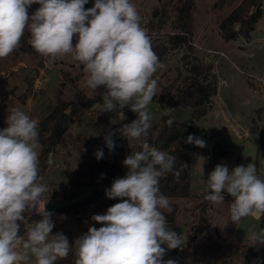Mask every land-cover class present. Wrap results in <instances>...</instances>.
I'll return each instance as SVG.
<instances>
[{
  "label": "clouds",
  "instance_id": "9594fccd",
  "mask_svg": "<svg viewBox=\"0 0 264 264\" xmlns=\"http://www.w3.org/2000/svg\"><path fill=\"white\" fill-rule=\"evenodd\" d=\"M0 0V59L20 45L25 30L28 43L42 57L54 62L71 56L86 76V86L97 94L103 87L102 112L120 113L128 108L137 118L117 131L131 147L146 138L153 116L148 105L157 96V71L163 66L152 48L142 17L132 0ZM38 4L31 15L28 9ZM75 39V44L73 40ZM101 107L99 103L92 109ZM171 127V108H165ZM125 119V117H124ZM0 129V264H57L75 249V264H178L167 259L169 250H183L186 239L169 227L164 211H172L160 191V180L168 173L179 176L177 157L144 141L141 150L131 151L123 160L128 172L113 180L105 190L109 199L121 202L95 214L87 232L70 243L62 233L52 234V213L38 211L41 197L49 191L40 181L39 122L22 109L13 107ZM116 132L109 130L104 143L109 152L117 146ZM197 147L206 142L195 135L184 141ZM104 152L98 149L96 159ZM104 174H101L103 177ZM204 200L224 203V193L233 198L230 219L234 225L244 218L264 219V179L256 165H238L231 170L217 164L203 179ZM49 198V197H48ZM48 201V199H47ZM30 214L40 219L30 221ZM21 225L24 235H21ZM250 246L264 245V229L250 231ZM258 264V262H254Z\"/></svg>",
  "mask_w": 264,
  "mask_h": 264
},
{
  "label": "rangeland",
  "instance_id": "374dc122",
  "mask_svg": "<svg viewBox=\"0 0 264 264\" xmlns=\"http://www.w3.org/2000/svg\"><path fill=\"white\" fill-rule=\"evenodd\" d=\"M163 1L132 0V3L148 24L153 10ZM228 1L230 3V0ZM238 1L233 0L232 2ZM217 2L218 0H197L196 34L193 48L183 46L169 49L163 56L160 61L163 66L155 74L158 81L157 96L153 98V103L148 105V111L153 116L152 127L146 138L132 142L133 146H139L142 142H147L149 138L156 137L161 125L162 113L158 97L163 87L179 77L180 73L182 76L186 75L187 63L192 61L194 56L214 64L218 77V94L213 97V108L202 120L196 122V125L209 129V133L212 134V140L207 144L210 149L216 142H220L223 145L226 144L231 151L226 158L214 161L211 166H206L203 156L194 154L189 166L193 196L189 198L167 197L172 211L169 213L162 210L167 217L169 227L186 239L183 247L184 264H198L194 245L187 246V242L191 225L202 215L207 217L208 223L204 230L206 233L202 232L198 242H206L207 236L210 235L217 238L222 245L231 246L223 248L218 264L242 261L240 247L250 243L247 238L248 233L264 229V219L256 220L251 217L244 218L240 224L234 225L230 219L229 207L233 198L226 192L224 203L213 205L204 200L206 190L202 180L207 179L208 174L217 164H225L231 170L235 166L252 162L256 165L259 178L264 179V75L258 73L264 71V40L258 45L251 46H248L246 44L248 40L242 37L229 42L225 41L219 33L218 17L227 15L232 3L230 7L220 4L215 7ZM29 8L31 15L39 8V5L33 4ZM145 29L149 33L148 28ZM257 32L258 35L264 36V20ZM169 33L170 28L162 33L148 34L152 46L168 41ZM29 36L30 33L25 30L19 47L8 57L0 59V129L6 127L5 119L13 107L22 109L40 123L57 103L59 92H62V99L74 100L78 103L93 99L101 93V87L97 90V94H94L86 86V76L82 66L71 56L49 62L37 52L23 51L22 45L28 43ZM75 42L74 39L73 43ZM246 47H249L246 52L253 54H241ZM242 64L245 66L247 64V68ZM182 84L180 81L179 86ZM97 103L101 107L95 110L92 106L82 108L80 117L67 133L66 143L58 145L54 151L44 152L40 125L38 126L41 146L39 167L40 175L43 177L40 182L47 184L49 188V191L41 197L38 211L42 210L48 202L53 203L55 208H62L94 193L98 189L96 185L79 187L76 185L77 173L86 162V156L90 152L95 154L98 149H102L105 153L107 147L103 137L107 131L112 130L116 132L115 136L121 138L117 130L137 118V114L130 109L131 106L120 113H113L102 112V101H96L91 105ZM68 113L76 117L72 110H68ZM173 113L178 119L187 120L192 116V109L176 105ZM225 117H243L250 125L248 132L240 131L236 138L233 132L230 133L229 129L230 132H227L223 128L225 124L222 121ZM253 118L256 120V132L251 131ZM124 139L126 147H129L127 139ZM105 213L106 210L100 201L89 204L79 213L73 210L57 212L51 216L55 225L52 234L62 232L72 243L75 238L85 234L90 226L101 227L102 225L93 221L91 217ZM218 233L221 235L220 238L217 237ZM170 252L171 250L167 252L165 260L170 258ZM57 263L61 264V260Z\"/></svg>",
  "mask_w": 264,
  "mask_h": 264
},
{
  "label": "trees",
  "instance_id": "16d2710c",
  "mask_svg": "<svg viewBox=\"0 0 264 264\" xmlns=\"http://www.w3.org/2000/svg\"><path fill=\"white\" fill-rule=\"evenodd\" d=\"M230 3L228 0H218L217 5H231V9L225 16L218 17V28L221 37L229 42L242 37L246 40L251 38V32L255 29L257 22L264 16V0H239ZM87 9V4L84 6ZM30 8L28 9V12ZM196 11L197 0H164L153 10L149 23H145L142 17V26L148 28L149 35L158 32L162 33L170 28L169 40L152 46L154 52L161 61L169 49H177L183 46L193 48L196 34ZM26 53L36 52L29 43L22 45ZM212 62H206L198 56H194L192 61L187 63L186 75H179L168 86L163 87L159 102L162 111L171 108V117L174 122L171 127L166 124L170 117L161 115V125L155 138H149L148 143L160 148L169 154L176 156V168L180 175L177 177L172 173L166 174L160 180V191L166 197L189 198L192 197L190 164L194 154L205 158L206 166H211L216 160L226 158L229 150L220 142H216L212 149L207 144L212 140V135L204 127H198L196 122L202 120L209 110L213 108V97L218 94V77ZM182 81V86L179 82ZM105 90L101 87V93ZM102 101L99 94L93 99L83 103L74 100L62 99V92H59L58 101L47 116L39 123L40 137L44 146V152L48 153L55 150L58 145H63L67 141V133L71 126L80 117L83 107H91L92 103ZM191 108L192 116L187 120L178 119L174 113V106ZM72 110L76 117L68 113ZM255 118L252 119L251 131H257ZM195 135L206 142V147L200 148L193 144L185 143L188 135ZM116 147L112 152L104 153L102 159H96L95 154L90 152L86 156V162L77 173L76 185H96L98 189L94 193L86 196L81 201H76L62 208H55L51 202L45 204L44 208L52 215L57 212H68L73 210L79 213L81 209L89 204L100 201L104 209L115 203L121 202L120 199H109L105 190L111 187L114 179L122 178L128 172V168L123 165L125 157L131 151L141 150V145L126 147L125 139L113 137ZM46 164V161H45ZM45 167V165H43ZM101 174H104L101 177ZM88 176V177H87ZM206 195V193H205ZM40 219L38 214H31L30 221ZM207 217L202 215L191 225L187 246L194 245V253L198 264H218L220 255L224 247L217 238L207 236L206 242H198L199 236L207 228ZM53 230V229H52ZM21 235H24V228L21 225ZM242 261H231L229 264H264V245L259 248L250 246V243L240 247ZM170 259L177 260L178 264H184V250L173 249L169 255ZM75 251L70 252L66 259L61 260V264H75ZM60 264V263H57Z\"/></svg>",
  "mask_w": 264,
  "mask_h": 264
},
{
  "label": "crops",
  "instance_id": "0c3cea01",
  "mask_svg": "<svg viewBox=\"0 0 264 264\" xmlns=\"http://www.w3.org/2000/svg\"><path fill=\"white\" fill-rule=\"evenodd\" d=\"M263 20H264V16L257 22V24L255 26V29L251 32V38L248 40V42H246V44H248V46H251V45H254V44H257L258 45L262 40H264V36L258 35L259 34L258 32L256 33L257 29L259 28V25L261 24V22ZM254 34H256V35H254ZM248 50H249V47H246L245 48V51L241 52V54L248 53V52H246ZM251 51H252V49H251ZM248 54L251 55L253 53L251 52V53H248ZM243 66H245V65H243ZM245 67L247 68V64H246ZM253 69H255V68H253ZM258 73L260 75H264V71H261V72H258ZM222 123L225 124L223 126V128L225 130H227V132H230V131H231L230 133L233 132L236 138H238L237 136L240 134V131H242V132H244V131L248 132V128L250 127L249 123L247 124L245 122V120H244L243 117H225V120H223ZM224 145H226V144H224ZM227 148H228L229 151H231L228 146H227ZM220 160H222V159H220Z\"/></svg>",
  "mask_w": 264,
  "mask_h": 264
},
{
  "label": "built area",
  "instance_id": "2783aa9c",
  "mask_svg": "<svg viewBox=\"0 0 264 264\" xmlns=\"http://www.w3.org/2000/svg\"><path fill=\"white\" fill-rule=\"evenodd\" d=\"M93 5H94V0H88L87 9L93 7Z\"/></svg>",
  "mask_w": 264,
  "mask_h": 264
},
{
  "label": "flooded vegetation",
  "instance_id": "af4514ba",
  "mask_svg": "<svg viewBox=\"0 0 264 264\" xmlns=\"http://www.w3.org/2000/svg\"><path fill=\"white\" fill-rule=\"evenodd\" d=\"M196 220H197V219H196ZM217 237H218V238H220V237H221V235L218 233V234H217Z\"/></svg>",
  "mask_w": 264,
  "mask_h": 264
},
{
  "label": "water",
  "instance_id": "95a60500",
  "mask_svg": "<svg viewBox=\"0 0 264 264\" xmlns=\"http://www.w3.org/2000/svg\"><path fill=\"white\" fill-rule=\"evenodd\" d=\"M203 233H206L205 231H203Z\"/></svg>",
  "mask_w": 264,
  "mask_h": 264
},
{
  "label": "bare ground",
  "instance_id": "6f19581e",
  "mask_svg": "<svg viewBox=\"0 0 264 264\" xmlns=\"http://www.w3.org/2000/svg\"><path fill=\"white\" fill-rule=\"evenodd\" d=\"M222 83H224V82H222Z\"/></svg>",
  "mask_w": 264,
  "mask_h": 264
}]
</instances>
